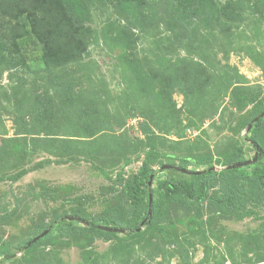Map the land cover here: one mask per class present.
Here are the masks:
<instances>
[{"label": "rangeland", "instance_id": "1", "mask_svg": "<svg viewBox=\"0 0 264 264\" xmlns=\"http://www.w3.org/2000/svg\"><path fill=\"white\" fill-rule=\"evenodd\" d=\"M115 1H75L81 50L0 51V264H264V0Z\"/></svg>", "mask_w": 264, "mask_h": 264}, {"label": "trees", "instance_id": "2", "mask_svg": "<svg viewBox=\"0 0 264 264\" xmlns=\"http://www.w3.org/2000/svg\"><path fill=\"white\" fill-rule=\"evenodd\" d=\"M76 0H0V14L6 20L0 23V51L7 52L11 57L19 53L18 40L32 36L34 41L42 47V60L46 61L49 56L64 55L81 50L84 32L79 18L83 12L79 9ZM117 1V2H116ZM117 6L124 4L134 6L145 11L150 7L151 0H116ZM197 2L196 0H191ZM137 2L138 5L135 3ZM77 5V6H76ZM196 3H192L190 13L195 9ZM144 7V8H143ZM126 23L127 17H122ZM192 18H195L192 14ZM79 24V25H77ZM81 52H78L80 54ZM263 151V150H262ZM258 153H261V151ZM264 154V153H263ZM263 156V155H262ZM259 162V161H258ZM153 173L151 169L144 166L138 174L132 177L135 184L133 200L138 199V193H144L140 186L145 185L146 196L150 191L149 179ZM214 175L211 171H203L201 174L189 175L190 180H163L158 184V189L167 192L168 195L181 196L193 200L206 198L205 184L207 177ZM261 176V175H260ZM261 186L264 187L262 178ZM145 180V182H143ZM264 181V180H263ZM148 192V194H147ZM132 193V192H131ZM132 196V194H131ZM135 197V198H134ZM148 203V200H147ZM148 216V213H147ZM109 221V220H108ZM104 221V225L110 222ZM113 224L117 222L113 221ZM91 230L100 231L95 225H90ZM110 234V233H108Z\"/></svg>", "mask_w": 264, "mask_h": 264}, {"label": "water", "instance_id": "3", "mask_svg": "<svg viewBox=\"0 0 264 264\" xmlns=\"http://www.w3.org/2000/svg\"><path fill=\"white\" fill-rule=\"evenodd\" d=\"M246 164V162L244 163ZM175 169L177 171H180L184 174H188V175H191V174H199V172L197 173H192V172H189L187 170H184V169H181V168H177V167H173V166H163L162 169ZM151 202H152V197L150 194H148V217L151 216ZM68 220H70L68 218ZM97 229L101 230V231H106V232H116L117 229H113V228H110V227H96ZM46 234V231H44L43 233H41L38 237L34 238L32 240V242H36L38 239H40L41 237H43L44 235Z\"/></svg>", "mask_w": 264, "mask_h": 264}, {"label": "flooded vegetation", "instance_id": "4", "mask_svg": "<svg viewBox=\"0 0 264 264\" xmlns=\"http://www.w3.org/2000/svg\"><path fill=\"white\" fill-rule=\"evenodd\" d=\"M259 156V155H258Z\"/></svg>", "mask_w": 264, "mask_h": 264}]
</instances>
